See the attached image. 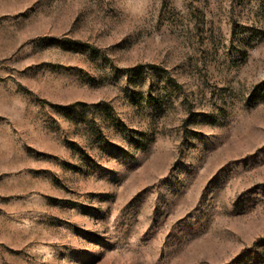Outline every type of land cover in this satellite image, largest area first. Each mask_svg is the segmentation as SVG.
<instances>
[{
  "label": "rangeland",
  "instance_id": "rangeland-1",
  "mask_svg": "<svg viewBox=\"0 0 264 264\" xmlns=\"http://www.w3.org/2000/svg\"><path fill=\"white\" fill-rule=\"evenodd\" d=\"M0 264H264V0H0Z\"/></svg>",
  "mask_w": 264,
  "mask_h": 264
}]
</instances>
